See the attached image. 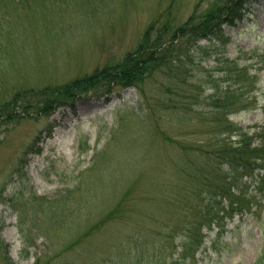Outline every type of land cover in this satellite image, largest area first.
Returning a JSON list of instances; mask_svg holds the SVG:
<instances>
[{"label": "rangeland", "instance_id": "374dc122", "mask_svg": "<svg viewBox=\"0 0 264 264\" xmlns=\"http://www.w3.org/2000/svg\"><path fill=\"white\" fill-rule=\"evenodd\" d=\"M244 2V21L223 27L229 41L208 69L220 54L241 63L264 51V0ZM236 3L0 0V264H264V196L258 211L224 221V233L205 232L194 255L154 246L176 229L184 236L201 213L184 204L194 197L178 172L195 124L180 123L171 107L150 109L152 98L174 100L160 69L148 74L144 65L138 88L89 80L148 40ZM245 63L256 72L264 57ZM260 78L259 109L230 117L240 127L264 126V71ZM66 87L78 88L74 110L51 108ZM139 234L151 240L142 253L120 249Z\"/></svg>", "mask_w": 264, "mask_h": 264}, {"label": "trees", "instance_id": "16d2710c", "mask_svg": "<svg viewBox=\"0 0 264 264\" xmlns=\"http://www.w3.org/2000/svg\"><path fill=\"white\" fill-rule=\"evenodd\" d=\"M244 7L243 1L238 0V3L227 4L215 14L198 18V22L191 20L164 36L166 38L160 36L155 41L150 39L140 45L134 54H129L112 71L106 68L90 79L87 78L107 81L112 87L138 88V78L144 65L149 68L148 74L152 73L151 69H160L167 82L161 87L173 95L174 100L169 98L165 101L155 97L150 99L152 103L149 99L146 103H151L149 107L152 111L157 107H171L181 115L180 123L195 124L191 135L195 141L189 146L180 144L183 153L190 151L191 154L184 155L178 172L185 184L181 189H191L189 193H193L194 197L188 203H183L190 209L193 206L201 207V213L183 230L184 236L175 235L178 231L176 229L173 235L166 237L163 244L159 246L158 242L155 243V247L166 251L174 253L181 248L184 254L192 252L194 255L204 244V229L211 231V227L218 226L226 216L250 212L254 205H258L257 194L262 196L264 192V126L255 125L245 129L229 119L232 115L259 109V73L251 74V66L241 64L239 58L230 60L222 54L215 58L213 68L208 69L203 65L217 54L219 47L229 41L223 38V26L241 21ZM200 40H205L208 46L203 49L198 45ZM200 50H204L206 56L195 61V55ZM260 55L263 58L264 51L258 54L255 50L252 56L242 61ZM263 70L264 64L259 71ZM78 85L74 83V86ZM65 89L64 101L52 102L51 108L74 110L79 99H75L71 92L78 88ZM141 97L146 98L144 95ZM21 109L16 105V111ZM165 139L172 142L169 138ZM192 186H197L195 191ZM250 188H253L251 192L248 191ZM253 190L256 196L250 195ZM65 198L58 199L65 201ZM10 199L2 201L4 203ZM51 206L54 212L61 211L56 203ZM48 223L54 225L56 219L52 216ZM150 241L144 234L130 235L122 242L120 249H133L140 254Z\"/></svg>", "mask_w": 264, "mask_h": 264}]
</instances>
